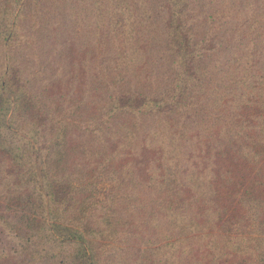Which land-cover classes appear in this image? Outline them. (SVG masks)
Listing matches in <instances>:
<instances>
[{
  "label": "trees",
  "instance_id": "16d2710c",
  "mask_svg": "<svg viewBox=\"0 0 264 264\" xmlns=\"http://www.w3.org/2000/svg\"><path fill=\"white\" fill-rule=\"evenodd\" d=\"M67 2L0 0V176L28 191L0 209L29 210L1 217L23 264L53 259L45 232L72 242L60 264H94L88 237L123 238L102 264H264V0L236 10L221 73L189 49L226 0Z\"/></svg>",
  "mask_w": 264,
  "mask_h": 264
},
{
  "label": "rangeland",
  "instance_id": "374dc122",
  "mask_svg": "<svg viewBox=\"0 0 264 264\" xmlns=\"http://www.w3.org/2000/svg\"><path fill=\"white\" fill-rule=\"evenodd\" d=\"M77 0H68L66 3V6L69 5H75ZM220 1V0H216ZM227 5L230 6V11L226 12L221 16L219 20H214V24L220 26V33L218 34V37L213 38L208 36L207 38H198V42H196V46L190 47L189 51H193L199 59L200 54L202 53H209L211 51L210 56L214 57L216 59V67L215 71H218L221 73V71L228 67V65L232 62L233 58V45L235 42V32L238 27L244 23L240 18H238L236 14V10L241 11L243 7V0H226ZM255 1V0H254ZM222 2V1H221ZM222 7V6H220ZM223 11V8H221ZM225 9V8H224ZM162 19V15H160L159 20ZM164 19V18H163ZM221 23V24H220ZM256 30V29H255ZM254 30V35H255ZM165 31L162 33L160 37H164ZM197 41V40H196ZM207 44L208 49H204V45ZM161 48V46H158ZM164 50V49H163ZM194 54V55H195ZM193 55V56H194ZM192 56V57H193ZM190 58V56H189ZM254 58V57H253ZM209 69V68H207ZM214 72V71H213ZM40 167V159L36 158L35 161V172H36V180L38 185H41L40 181V175L37 171V169ZM3 178L4 180H1L0 176V204L3 202V199L9 200L12 195H19V193H22L25 195L27 191V187L24 186L20 187L18 185H15V182L13 181L14 175L8 174ZM17 191V192H16ZM16 192V193H15ZM43 193V191H40ZM104 190L100 191L96 198L103 197ZM17 216H14V214ZM20 213H23L26 217L30 215L29 210L22 209L21 211L19 209H10L7 211V209H0V264H23L25 263L23 247L26 245L25 239L23 238V233L25 230L21 229L16 232L14 228H10V226H4L2 224L1 217H4L8 219L9 221H16L19 219ZM33 229L29 228V231ZM46 237L45 241L41 242L40 245H43L44 249L42 250V254L48 249V256L51 254L54 255L53 259L48 262V264H60L65 259V254L68 251H71L70 245H72V242H69L68 240H65L62 235L53 236V238H48L49 232H45ZM88 237V236H87ZM92 239V243L97 244L93 255V263L94 264H102L103 259H105V256H107L110 252L108 251H114L115 248H118L122 246L120 242L122 241V237H120L117 241L106 244L104 246L99 245V239L88 237ZM51 242V243H48ZM129 242V245L131 246ZM100 252V253H98ZM27 260V259H26ZM105 264V263H104Z\"/></svg>",
  "mask_w": 264,
  "mask_h": 264
}]
</instances>
